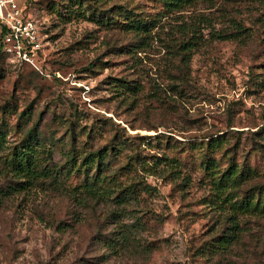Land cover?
Returning a JSON list of instances; mask_svg holds the SVG:
<instances>
[{
    "label": "rangeland",
    "instance_id": "374dc122",
    "mask_svg": "<svg viewBox=\"0 0 264 264\" xmlns=\"http://www.w3.org/2000/svg\"><path fill=\"white\" fill-rule=\"evenodd\" d=\"M28 7L38 68L0 53V264H264V214L231 219L204 169L231 158L251 173L225 196L264 198V0ZM32 128L51 173L28 181L6 160Z\"/></svg>",
    "mask_w": 264,
    "mask_h": 264
},
{
    "label": "trees",
    "instance_id": "16d2710c",
    "mask_svg": "<svg viewBox=\"0 0 264 264\" xmlns=\"http://www.w3.org/2000/svg\"><path fill=\"white\" fill-rule=\"evenodd\" d=\"M166 4L171 5H184L189 4L198 0H164ZM131 28L135 30L144 29L145 26L143 24L137 23L136 26H131ZM4 32V28L0 25V37ZM0 53L1 52V44H0ZM3 54V53H2ZM4 55V54H3ZM7 58V57H6ZM8 59V58H7ZM21 63V62H20ZM35 129L32 128L29 130L27 137L21 142L19 146H15L8 157L9 160H6L9 165H11L10 170L16 174V177L26 178L28 181H32L34 178L40 177L42 175L48 176L51 172L46 170L44 166L38 167L39 163V152L40 145L37 140V135ZM5 131L0 126V153L2 152L5 145ZM222 137H216L211 139L206 144V149H216L222 144ZM106 152L102 150H98L95 153L88 154L84 156L81 160L80 165L84 167V171H88L87 169L91 167L94 161H96V173L98 175L101 174L102 168V160L105 157ZM1 156V155H0ZM204 169L212 174L211 183L214 186V190L217 193H220L221 200L228 204V207L231 211V219H234V214H264V198L260 197L261 192H257V196L254 199V193L248 194V192L244 194L230 196L227 198L225 193H231L234 190H237L239 184L248 179L251 171L249 169H245L244 167H238L235 164L233 159L229 158V162L227 167L220 171L218 170V165L214 160H210V157H207L204 161ZM99 177V176H98ZM96 177L89 178L86 182L82 184V189L85 193H99L95 191L96 186L94 180ZM262 187V186H261ZM260 187V188H261ZM264 188V187H263ZM237 198L233 200V197ZM234 223L232 225L233 229L228 234H222L214 242L213 247L215 249L224 250L226 249L232 240L236 239L239 235L237 222L232 220Z\"/></svg>",
    "mask_w": 264,
    "mask_h": 264
},
{
    "label": "built area",
    "instance_id": "2783aa9c",
    "mask_svg": "<svg viewBox=\"0 0 264 264\" xmlns=\"http://www.w3.org/2000/svg\"><path fill=\"white\" fill-rule=\"evenodd\" d=\"M29 0H0L1 52L10 60L37 67L41 50L38 28L29 13Z\"/></svg>",
    "mask_w": 264,
    "mask_h": 264
}]
</instances>
